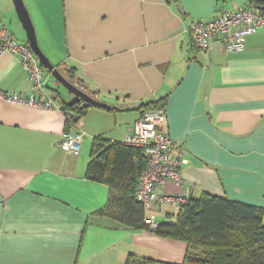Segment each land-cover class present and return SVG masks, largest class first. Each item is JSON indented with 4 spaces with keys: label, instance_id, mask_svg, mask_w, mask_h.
<instances>
[{
    "label": "crops",
    "instance_id": "obj_1",
    "mask_svg": "<svg viewBox=\"0 0 264 264\" xmlns=\"http://www.w3.org/2000/svg\"><path fill=\"white\" fill-rule=\"evenodd\" d=\"M23 1L54 67L112 108L89 106L68 117L72 96L46 70L52 109L0 99V264H125L129 255L181 264L183 241L100 214L110 188L86 177L93 140L123 143L140 105L154 101L164 102L159 129L183 159L182 186L167 183L156 193L254 205L264 223V28L240 51H225L218 40L202 51L189 32L191 22L252 7L251 0ZM13 10L0 0V27L26 44ZM0 91L36 95L9 53L0 55ZM68 132L82 134L77 155L58 146ZM163 205L173 206L153 205L148 213L164 215L156 223L174 219Z\"/></svg>",
    "mask_w": 264,
    "mask_h": 264
},
{
    "label": "trees",
    "instance_id": "obj_2",
    "mask_svg": "<svg viewBox=\"0 0 264 264\" xmlns=\"http://www.w3.org/2000/svg\"><path fill=\"white\" fill-rule=\"evenodd\" d=\"M248 6L264 12V0H251ZM163 104L154 101L140 105L141 116L164 109ZM64 108L77 116L86 109ZM145 167L140 148L93 140L86 177L110 188L108 202L100 214L133 230L183 241L187 249L181 264H264L263 210L254 205L209 195L197 200L188 197V203L177 210L172 221L157 223L151 230L143 221L145 212L135 197ZM125 264L171 263L129 255Z\"/></svg>",
    "mask_w": 264,
    "mask_h": 264
},
{
    "label": "built area",
    "instance_id": "obj_3",
    "mask_svg": "<svg viewBox=\"0 0 264 264\" xmlns=\"http://www.w3.org/2000/svg\"><path fill=\"white\" fill-rule=\"evenodd\" d=\"M264 28V14L253 7H242L236 11L218 12L208 21H194L189 24V32L195 47L202 51L217 40L225 51H240L244 48L245 38ZM9 53L19 59L27 81L31 84L35 96L23 98L17 93L6 94L0 91V99L14 104H26L33 108L52 109L54 101L45 89V69L38 63L27 43L15 41L5 26L0 27V55ZM72 113L68 114L71 117ZM166 123L164 109L145 112L133 125V132L123 144L142 150L146 167L141 173L136 188V200L145 212L144 223L153 230L157 227L155 217L148 214L151 207L162 203L171 204L176 210L188 203V197L159 196L156 189L172 183L176 187L183 184L180 167L183 163L182 149L159 129ZM82 134L68 132L64 134L58 146L65 152L77 155Z\"/></svg>",
    "mask_w": 264,
    "mask_h": 264
},
{
    "label": "water",
    "instance_id": "obj_4",
    "mask_svg": "<svg viewBox=\"0 0 264 264\" xmlns=\"http://www.w3.org/2000/svg\"><path fill=\"white\" fill-rule=\"evenodd\" d=\"M14 8V12L18 22L20 23L25 36L26 43L36 57L38 63L50 73L54 84L56 87H61L66 95L72 96L70 101L66 103L67 107H73L80 105L83 108H88L89 106L111 109L112 107L108 106L105 103H102L98 100H95L91 96L87 95L71 82H69L50 62L48 57L42 52L38 45L35 28L30 19L29 12L24 4L23 0H11ZM79 117H75L74 121H77Z\"/></svg>",
    "mask_w": 264,
    "mask_h": 264
},
{
    "label": "rangeland",
    "instance_id": "obj_5",
    "mask_svg": "<svg viewBox=\"0 0 264 264\" xmlns=\"http://www.w3.org/2000/svg\"><path fill=\"white\" fill-rule=\"evenodd\" d=\"M1 1H2V0H1ZM3 1H7V3H9V5H11L12 9H14L11 0H3ZM13 11H14V10H13ZM158 207H160V206H158ZM162 209H163V210L166 209V211H171L170 213H174V214H176V212H177V210H176L175 207H173V206H166V205H163ZM155 219H157V221H162V220H164V215H162V214H158V215L155 216Z\"/></svg>",
    "mask_w": 264,
    "mask_h": 264
}]
</instances>
